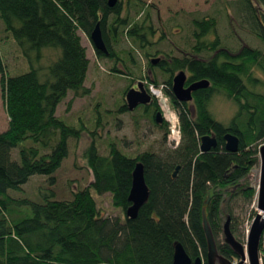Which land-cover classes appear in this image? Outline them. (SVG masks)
<instances>
[{"label": "trees", "instance_id": "16d2710c", "mask_svg": "<svg viewBox=\"0 0 264 264\" xmlns=\"http://www.w3.org/2000/svg\"><path fill=\"white\" fill-rule=\"evenodd\" d=\"M107 2L0 0L5 33L14 37L32 64L28 72L11 75L0 55L1 91L9 119L7 129L0 132V264H173L177 243L193 261L200 257L207 264L204 215L219 254L238 261L234 249L219 237L224 221L229 220L239 241L229 200L237 195L249 201L257 197V187L246 178L260 163L264 140V0L229 3L239 14L241 26L258 39L262 49L246 42L237 49L225 44L218 34V18L205 16L192 19L193 43L181 56L159 48L168 38L161 32L155 39L158 29L151 21V4L119 0L109 7ZM97 24L107 51L94 48L96 57L110 61L113 73L130 79L125 95L134 92L135 85L147 93L150 85L163 86L179 117L181 141L175 148L169 144L168 123L157 122L161 108L154 98L151 105L133 110L142 107L143 115L152 117L164 132L168 145L164 157L150 150L127 155L113 141L108 142L107 153L100 154L93 140L83 153L92 179L69 199H55L54 189L41 193L39 201L14 197L9 190H22L36 174L48 176L54 187V173L69 154L68 140L80 138L81 132L63 121L57 108L69 92L74 97L91 92L85 85L90 59L79 33L90 37ZM122 38L128 39L132 49H117ZM133 45L148 60V74L141 81L128 64L136 63ZM46 49L58 55L41 72L36 65ZM182 71L187 75L186 86L210 82L209 87L193 92L189 102L179 101L172 91L173 78ZM216 94L237 104L227 125L209 109ZM130 110L123 100L118 112ZM227 133L239 138L235 153L225 148ZM206 137L215 138L217 145L202 152ZM15 148L18 159L12 156ZM138 164L144 167L148 197L137 216L129 218ZM92 190L110 194L123 221L104 216ZM210 190L214 196L207 203ZM260 256L264 264V235Z\"/></svg>", "mask_w": 264, "mask_h": 264}, {"label": "rangeland", "instance_id": "374dc122", "mask_svg": "<svg viewBox=\"0 0 264 264\" xmlns=\"http://www.w3.org/2000/svg\"><path fill=\"white\" fill-rule=\"evenodd\" d=\"M143 1L152 5L151 21L158 29L155 39L161 32H165L168 38L159 45V48L165 52L176 56L187 53L193 43L191 21L194 17L205 16L218 18V34L225 44L237 49L241 43L246 42L250 46L262 49V44L258 39L241 26V19L239 14L235 13L234 5L229 4L236 0ZM79 34L90 59L85 85L90 88L91 92L85 97H74L73 92H69L58 105L57 115L68 125L78 129L81 132L80 138L68 140L69 154L63 160L61 167L54 173L57 181L54 187L49 183L48 176L36 174L30 177L28 182L23 185L22 190H9V194L14 197H27L39 201L41 193H49L48 191L54 189L55 199H69L73 191L85 187L92 179L85 168L86 159L83 153L93 140L96 142L100 154L107 153L110 141L116 143L117 147L127 155H135L147 150L162 154L163 157L167 153L168 145L164 139V132L153 122L152 117L143 115L142 107L124 113L118 112L119 105L123 100L128 103L124 98V90L128 88L130 79L113 73L110 70V61L96 57L90 37L83 32ZM117 49L129 50L132 49V44L128 39L122 38ZM134 49L136 63L128 64L135 72V79L141 81V77L148 74V60L135 46ZM46 50L43 51L44 58L40 59L36 65L41 72H44V68L58 55L51 50ZM0 55L11 75L28 72L32 67L14 37L5 33L1 21ZM162 56L163 54H160L159 57ZM119 66L125 70L122 63H119ZM159 80L160 83L164 82L162 77ZM167 109L172 114L175 112L171 103ZM209 109L218 121L227 125L237 111V104L222 94H216L212 98ZM8 122L0 83V132L7 129ZM261 145H264V140ZM12 156L16 159L19 158L18 148L12 151ZM253 172L256 174L254 175ZM259 180L260 164L252 168L246 178V181L253 187H257ZM92 194L104 216L118 217L123 221V214L120 209L113 206L110 194L98 195L94 190H92ZM228 208L235 218L238 239L246 247L248 232L258 212L257 203L237 195L229 200ZM237 219L241 223L236 222ZM225 223L226 221H224ZM219 241H225L224 232L220 235ZM245 264H249L248 257Z\"/></svg>", "mask_w": 264, "mask_h": 264}, {"label": "water", "instance_id": "95a60500", "mask_svg": "<svg viewBox=\"0 0 264 264\" xmlns=\"http://www.w3.org/2000/svg\"><path fill=\"white\" fill-rule=\"evenodd\" d=\"M119 0H108V6L114 7ZM90 39L94 45V48L106 52L107 47L103 39L102 30L100 25L97 24L90 35ZM158 59L153 60V63H157ZM187 75L185 72H179L173 78V94L181 102H189L193 98V92L209 87L210 82L208 80H201L194 82L186 86ZM151 101V95L145 90H134L128 95V105L131 110L137 107L139 104H148ZM157 122H163L162 114L157 115ZM226 145L225 148L229 152H237L239 149V138L231 133L225 135ZM217 141L215 138L206 137L202 141V152L209 151L212 147H216ZM260 180L257 191V214L253 219L250 230L247 236L246 247L240 241H238L229 226V220L224 226L225 242L229 244L239 257L236 262L227 259L219 254L215 240L212 236L210 228L207 223L206 216L204 215V230L206 233L208 252H207V264H245L248 257L249 264H263L260 256V245L264 235V145L260 147ZM178 168L174 172L176 176ZM214 196V190H210L206 202L208 203ZM148 197V186L145 180L144 167L142 164H138L133 173V184L130 192V200L133 202V206L128 211L129 218H135L138 214L140 207L143 205ZM173 264H203L202 258L198 257L194 261L186 252L184 246L181 243L175 245Z\"/></svg>", "mask_w": 264, "mask_h": 264}, {"label": "built area", "instance_id": "2783aa9c", "mask_svg": "<svg viewBox=\"0 0 264 264\" xmlns=\"http://www.w3.org/2000/svg\"><path fill=\"white\" fill-rule=\"evenodd\" d=\"M149 93L157 99L162 113H164V117L168 122L169 134H168V142L169 144L175 148L179 145L181 141V129L180 122L177 112H173V114L167 109L170 105V99L164 93L163 86L150 85ZM255 175L256 172H253Z\"/></svg>", "mask_w": 264, "mask_h": 264}, {"label": "flooded vegetation", "instance_id": "af4514ba", "mask_svg": "<svg viewBox=\"0 0 264 264\" xmlns=\"http://www.w3.org/2000/svg\"><path fill=\"white\" fill-rule=\"evenodd\" d=\"M140 89H143V87H141V86H138V85H136V87H135V90H140ZM125 99H126V101L128 102V93L125 95ZM153 97H151V101L148 103V104H139L138 106H140V105H143V106H146V105H151L152 104V102H153ZM128 104V103H127ZM137 106V107H138ZM165 121V119H163V122ZM162 122V123H163Z\"/></svg>", "mask_w": 264, "mask_h": 264}]
</instances>
